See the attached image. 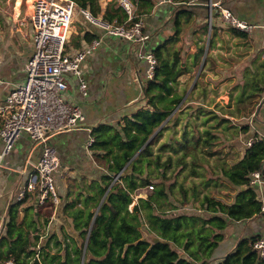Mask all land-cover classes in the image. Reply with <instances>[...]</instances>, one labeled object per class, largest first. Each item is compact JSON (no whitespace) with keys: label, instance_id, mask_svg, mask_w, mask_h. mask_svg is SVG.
Returning <instances> with one entry per match:
<instances>
[{"label":"trees","instance_id":"16d2710c","mask_svg":"<svg viewBox=\"0 0 264 264\" xmlns=\"http://www.w3.org/2000/svg\"><path fill=\"white\" fill-rule=\"evenodd\" d=\"M74 1L79 8H88L111 22L122 24L128 20L118 1H110L106 9L102 0ZM133 1L138 9L131 22L141 20L143 6L148 13L155 5L154 0ZM183 1L171 3L172 12L166 22L172 29L165 37H157L150 51L156 64L153 76L149 78L146 71L144 77V104L130 115L99 123L91 130L93 141L88 150L99 174L94 178L69 174L66 195H62L55 174L59 196L56 207L50 199L44 205L38 204L36 192L28 191L23 199L13 200L0 233V264L9 260L13 264H264V257L255 247L264 238L262 232L242 234L227 253H221L236 222L264 218L260 190L251 184L254 172L264 175V136L253 128L261 121L257 108L264 98V58L256 61L261 53L240 75L230 74L235 78L232 87L238 89L234 110L242 120L240 132L234 137H245V145L231 157L233 162L221 167L218 174L220 186L234 192L231 198L224 200L207 191L198 201L196 189L189 191L181 184L178 190L182 198L175 197V181L168 174L171 157L161 159L163 148L170 146L177 151L170 143L175 139L174 128L183 106L195 102L182 121L184 129L188 120L193 121V113L204 107L193 96L200 79L188 95L187 86H183V92L178 90L180 77L190 69L182 64L184 53L194 43L196 33L203 30L210 34L208 47L195 42L196 50L191 54L193 62L204 60L201 76L207 73L206 68L217 66L210 51L221 33L227 31L243 40L253 33L226 21L221 9L213 12L209 31L206 9ZM144 27L149 41L152 34ZM95 37L86 34L87 42ZM73 43L75 50L80 49L79 41ZM69 50L73 49L68 41ZM167 130V143L155 152V144ZM211 135L208 130L207 137ZM249 140L251 145L246 144ZM206 144L200 148L204 152L213 155L220 151V144L213 140L207 139ZM191 170L193 175L198 174L194 168ZM154 237L159 241H153Z\"/></svg>","mask_w":264,"mask_h":264},{"label":"rangeland","instance_id":"374dc122","mask_svg":"<svg viewBox=\"0 0 264 264\" xmlns=\"http://www.w3.org/2000/svg\"><path fill=\"white\" fill-rule=\"evenodd\" d=\"M20 2V0H18ZM160 0H157V2ZM207 0H202L201 2H197L195 4H202L205 3ZM162 6L158 7V11H160L163 7H169V3L165 1H161ZM191 4V5H195ZM235 4H238V9L232 13L233 15L246 23L255 24V27L252 29L253 32H264V0H239L236 1ZM233 5V2L230 3ZM79 6H76L75 11L76 14L73 17V21L70 26V34L68 41L71 43L72 49H75V39L74 29L77 26V21L83 20L79 13ZM207 14H208V9ZM79 20V22H80ZM241 28V27H240ZM167 30L172 29V25L168 24L166 26ZM245 30H250V28L245 27ZM164 29L162 32L168 33L167 30ZM102 32V31H101ZM102 39L100 40V44L98 47L93 51V53L87 55L86 59L83 61L82 66L86 64H93V58L96 54H100L99 50L103 49L105 45L107 46H114L117 41L121 42L122 40L125 42H129L126 39H123L119 36H115L113 34H109L106 32H102ZM225 33V32H224ZM224 42L221 41L220 38H216L215 45L213 46L212 50L210 51L213 57L215 58L216 67L206 68V74L200 75L202 66L201 62L203 63L204 60L201 62L196 61L193 62L191 54L196 50V43L199 44H206L208 46L209 37L206 31L200 30L196 33L192 45H190V49L188 52L184 53V57L182 60V64L189 65V71L180 77V83L178 85V90L183 92V86L188 87V91L186 94L188 95L192 87L197 79H200L199 86L193 91V96L196 100H201L203 102L204 107L198 109L192 115L193 121L191 122L188 120L186 122V128L184 129V124L182 121L188 114L189 107L195 104V102H191L190 104H185L183 109L180 110V117L177 126L174 128L175 139L170 143L177 151L172 147L168 146L163 148L162 150L158 149L163 144H166L169 139V130L165 131L162 138H160L159 142L155 144L154 151L159 152L162 154V160H166L167 158L171 157V163L168 167V174L172 175L173 181L175 184L173 185L174 189V196L181 199V190H178L179 185H183L184 188H188L189 191L196 189V196L199 201L207 191H211L213 195H220L223 196L222 199L227 200L230 199L233 191L228 190V188H224L220 186L221 180L218 178V174L221 171V167L227 166L229 163H232L231 157L234 156L240 149V146L245 145V137L244 135L237 136L240 139H236L234 135L240 132V127L242 120L239 119L235 112V95L238 91L237 88L232 87L233 78H228L231 72H236L237 75H240L242 70L249 65V62L252 60V56H255L256 51L253 49V45L247 43L246 41H242L237 43V45H233V39L228 38L227 34H224ZM228 33V32H227ZM233 37V36H232ZM152 38L154 36L152 35ZM184 39H181L177 45H180ZM241 40H243L241 38ZM148 41V40H147ZM184 43V42H183ZM152 44V40H150V45ZM223 44V45H221ZM230 45L226 47V45ZM70 46V45H69ZM237 46V47H236ZM249 47V48H247ZM221 55V56H220ZM262 55L257 58V63L261 62ZM241 61V62H240ZM113 62H119L118 58H114ZM240 62V63H239ZM239 63V64H238ZM238 64V65H237ZM150 65V64H149ZM218 66H221L222 70H225L224 76H227L226 80L219 81V73H218ZM236 68V69H235ZM67 75L65 80L69 85L66 93L63 94V98L65 100H70L75 104L79 105L82 110V113L85 117L83 121L79 124L77 128L84 127L85 124H90L95 116L94 109L98 108V104L94 102V98L98 97L100 93H102V82L103 76L100 75L99 77H94L92 71L88 68L83 71V77H85L91 84L94 86L93 94L90 97L83 96L78 88L77 85L79 83L78 78L75 77L72 72H65ZM229 74V75H227ZM90 91V87H89ZM202 98V99H200ZM5 99V98H4ZM3 100V99H2ZM258 110V108H257ZM262 116L264 118V107L262 108ZM85 129H81L78 131L77 129H69L62 132L55 133L43 141H34L28 134L27 131L22 130L21 136L15 142L11 152L5 155V158L0 165V176L5 177L6 181H11V187L14 188L17 194L20 191H23L31 178V175L35 171V166L38 164L39 159L36 158L37 152L45 148V146H55L57 149V154L64 153L67 147L70 146V141L73 139V136L77 133H82L83 135L87 133V136L90 137L89 131L87 127ZM259 128L264 131V123H260ZM186 131V134L184 132ZM210 131L212 135L208 138L207 131ZM28 137L27 143L21 147V137ZM88 137V140H89ZM209 139L210 141L216 142L220 144L218 150H220L216 154H208L204 152L203 146L206 145V140ZM0 141L2 139L0 138ZM3 142V141H2ZM198 143V145H196ZM252 144V140L249 142ZM31 145H36L38 148L34 153L32 159L27 163V169L25 173L17 172L16 169L20 165V163H25L26 157L30 151ZM186 148H184L185 146ZM4 146V144H3ZM3 146L1 150L3 149ZM202 147V149H200ZM205 148V147H204ZM0 150V151H1ZM6 162L12 163V168L4 167ZM186 165H184V163ZM87 165L89 161L85 162ZM192 168H194L198 174H192ZM59 171H55L54 174H58ZM157 173V171L155 172ZM187 174V177H184ZM263 183L258 182L256 186H263ZM17 194L13 195L12 201L17 200ZM144 194V191H142ZM261 196L262 193L260 192ZM138 195L135 196V200L138 199ZM1 199V198H0ZM196 202V205H199V202ZM1 202V201H0ZM136 201L134 202V204ZM7 207V206H6ZM56 210V208H55ZM52 212V216L55 212ZM47 230V229H46ZM6 263V262H5Z\"/></svg>","mask_w":264,"mask_h":264},{"label":"crops","instance_id":"0c3cea01","mask_svg":"<svg viewBox=\"0 0 264 264\" xmlns=\"http://www.w3.org/2000/svg\"><path fill=\"white\" fill-rule=\"evenodd\" d=\"M110 1L113 0H102L103 9H106ZM154 1V8H152L150 12H144L147 7H142L141 19L143 20L146 32L152 34L156 39L157 37H165L166 33L162 32V30L164 27L165 30H167L166 26L168 23L166 20L172 12V5L169 3V7H163L158 11V7L162 6V0L158 2L157 0ZM236 1L239 0H207L205 3L212 2L215 5L212 10L213 15V12H217L221 8H228L235 12L239 7L238 4H235ZM231 2H233L232 6L230 5ZM31 3L32 10H30ZM135 9H138L137 4H135ZM32 11L33 0H20V2L18 0H0V100H4L17 84L25 80L28 60L35 51L33 27L31 22ZM81 17L83 20L79 19L80 22L79 20L77 21L78 23L73 34L75 35V39L73 40L75 42L79 41L80 48L87 43L86 34L90 32V34L97 36L95 38L102 39L101 34L104 32L102 29L89 24L83 16ZM167 31L169 32V30ZM224 32V34L228 35V38L230 37L233 39L232 46L237 45L239 42L242 43V41H246L253 45V49L256 51L255 56L259 53H261L260 56H264V32L255 31L247 40H241V38L235 36L232 37L227 31ZM223 33L220 35L222 42H224ZM155 39L152 38L151 45L150 40L146 42H125L122 40L121 42L117 41L112 47L105 45L103 49L97 51L100 54L94 56L93 64H86L84 66V70L88 68L92 71L94 77H99L100 75L103 76V92L100 93L98 97L94 98V102L96 104L99 103V105L97 109H94L95 116L93 120L90 124L84 125V127L88 128L90 137L87 136V133L84 135L80 133L81 129H85L84 127L73 128L80 132L77 133L76 136H73V139L70 141V146L67 147L66 151L59 154L61 167L58 169L57 183L63 193L62 195L67 194L66 179L69 174L80 178L83 176L94 178L99 174V170L94 169L92 154L88 150V137L89 139L91 138L92 128L99 123L113 122L121 118L123 115H130L144 104L142 86L144 84L143 82L146 71L149 67L148 60L145 56L150 53L152 46L155 43ZM229 46L230 45L228 44L226 45V47ZM115 57L120 60V63L113 62ZM253 58L255 57L252 56V59ZM217 70L219 73V81L233 78L232 83L234 82L235 78L231 75L228 78H226L227 76L224 77V74L222 73H224L225 70H222L221 66H218ZM231 73L234 74V72ZM89 87L90 91L87 97H90V95L92 96L94 90V86L90 82ZM263 107L264 98L260 109L261 121L254 124L253 128L264 136V131L259 128L260 123H264V118L262 116ZM27 139L28 137H21V147L27 143ZM2 146L3 142L0 141V150ZM37 148L36 145H31L25 163H20L16 169L17 172H26L27 163L32 159ZM40 154L41 150L37 152V159H39ZM87 161H89L88 165L85 163ZM4 167L12 168V163L6 162ZM11 181L12 180L8 181V179L6 181L4 176H0V233L4 228L7 210L12 202V197L17 194L16 190L11 187ZM258 188L262 193L261 198L264 201V185L258 186ZM55 213L56 210L53 214L54 217ZM241 229H244V231ZM252 232H262L264 234V218H259L252 222L246 221L244 224L242 222H236L222 245L221 253H227L235 245L242 234H251Z\"/></svg>","mask_w":264,"mask_h":264},{"label":"built area","instance_id":"2783aa9c","mask_svg":"<svg viewBox=\"0 0 264 264\" xmlns=\"http://www.w3.org/2000/svg\"><path fill=\"white\" fill-rule=\"evenodd\" d=\"M117 1L128 14V20L122 24L97 16L88 8H80L79 13L89 24L106 33L132 42L146 41L148 36L143 33V20L131 22L136 12L133 0ZM163 1L174 2V0ZM197 2L201 0L183 1L190 5ZM76 6L78 5L74 0H33L31 22L35 51L28 60L25 80L17 84L4 100H0V138L4 144L0 151V165L5 155L11 152L22 130L27 131L34 141H43L49 137L48 132L76 128L85 119L79 105L63 98V94L69 88L65 80L67 76L65 72L70 71L78 78L79 92L83 96H88L89 84L83 77L82 63L87 55L98 47L101 39L95 38L80 49L67 51L70 26L76 14ZM221 11L226 21L241 30H245V27L252 30L255 27L237 19L228 8H221ZM145 57L150 64L147 76L151 78L154 74L156 58L151 52ZM92 141L93 139L90 138L88 145ZM60 164L56 147L45 146L34 173L25 189L17 194V199H23L28 191L36 192L38 204L44 205L50 199L56 207L59 196L54 173ZM258 182L264 184V175L261 171L252 174L251 184L257 185ZM255 247L259 249L260 257H264V238L259 239ZM6 264L13 262L9 260Z\"/></svg>","mask_w":264,"mask_h":264},{"label":"water","instance_id":"95a60500","mask_svg":"<svg viewBox=\"0 0 264 264\" xmlns=\"http://www.w3.org/2000/svg\"><path fill=\"white\" fill-rule=\"evenodd\" d=\"M194 6L202 7V8H205V9H208L209 10V31H210L211 30V27H212V16H213L212 15V10L215 7V5L212 2H208V3H202V4H195ZM208 45H209V43H208ZM202 65H203V63H202ZM261 106H262V102L259 104V107H258V110H257L258 112L260 111ZM62 131H65V129L53 130L51 132H48L47 135L50 136V135H53L55 133L62 132ZM153 241H155V242L156 241H159V238L158 237H154L153 238ZM83 260H84V258H83Z\"/></svg>","mask_w":264,"mask_h":264},{"label":"bare ground","instance_id":"6f19581e","mask_svg":"<svg viewBox=\"0 0 264 264\" xmlns=\"http://www.w3.org/2000/svg\"><path fill=\"white\" fill-rule=\"evenodd\" d=\"M30 10H32V3H31V9Z\"/></svg>","mask_w":264,"mask_h":264}]
</instances>
